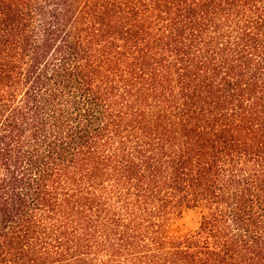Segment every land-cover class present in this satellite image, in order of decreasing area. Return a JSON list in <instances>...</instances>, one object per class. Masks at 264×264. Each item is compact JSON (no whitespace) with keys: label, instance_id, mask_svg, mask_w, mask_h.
Returning a JSON list of instances; mask_svg holds the SVG:
<instances>
[{"label":"trees","instance_id":"16d2710c","mask_svg":"<svg viewBox=\"0 0 264 264\" xmlns=\"http://www.w3.org/2000/svg\"><path fill=\"white\" fill-rule=\"evenodd\" d=\"M0 264H264V0H0Z\"/></svg>","mask_w":264,"mask_h":264},{"label":"rangeland","instance_id":"374dc122","mask_svg":"<svg viewBox=\"0 0 264 264\" xmlns=\"http://www.w3.org/2000/svg\"><path fill=\"white\" fill-rule=\"evenodd\" d=\"M200 208H185L174 218L168 227V232L172 236L184 235L196 230L202 215Z\"/></svg>","mask_w":264,"mask_h":264}]
</instances>
